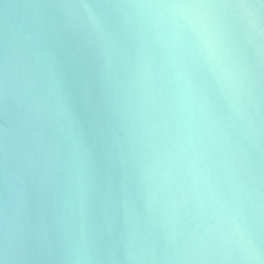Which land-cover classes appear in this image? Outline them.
I'll list each match as a JSON object with an SVG mask.
<instances>
[{
  "label": "water",
  "instance_id": "95a60500",
  "mask_svg": "<svg viewBox=\"0 0 264 264\" xmlns=\"http://www.w3.org/2000/svg\"><path fill=\"white\" fill-rule=\"evenodd\" d=\"M0 264H264V0H0Z\"/></svg>",
  "mask_w": 264,
  "mask_h": 264
},
{
  "label": "snow or ice",
  "instance_id": "6c2138e0",
  "mask_svg": "<svg viewBox=\"0 0 264 264\" xmlns=\"http://www.w3.org/2000/svg\"><path fill=\"white\" fill-rule=\"evenodd\" d=\"M243 6V5H242Z\"/></svg>",
  "mask_w": 264,
  "mask_h": 264
}]
</instances>
